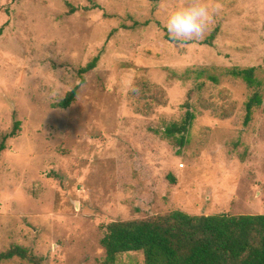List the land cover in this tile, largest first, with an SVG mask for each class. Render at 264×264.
I'll use <instances>...</instances> for the list:
<instances>
[{
  "label": "rangeland",
  "instance_id": "1",
  "mask_svg": "<svg viewBox=\"0 0 264 264\" xmlns=\"http://www.w3.org/2000/svg\"><path fill=\"white\" fill-rule=\"evenodd\" d=\"M186 2L0 0V142L20 123L0 153V253L104 264L112 222L264 215V0H209L220 10L203 37L177 43L163 11ZM234 68L262 83L248 125L254 90ZM187 111L179 147L164 131Z\"/></svg>",
  "mask_w": 264,
  "mask_h": 264
},
{
  "label": "trees",
  "instance_id": "2",
  "mask_svg": "<svg viewBox=\"0 0 264 264\" xmlns=\"http://www.w3.org/2000/svg\"><path fill=\"white\" fill-rule=\"evenodd\" d=\"M97 62L96 57L80 74L93 70ZM229 75L254 90L245 103L243 124L248 125L253 111L262 105V83L255 68H234ZM76 92V88L71 90L56 107H70ZM194 119V114L187 111L180 124L165 129V136L176 138V144L182 147ZM19 131L20 123L15 121L9 135L0 142V153L5 150L6 139ZM100 243L105 251L104 264H117L118 257L129 252H141L144 264H264V215L190 216L173 211L145 220L112 222ZM14 258L39 264L36 257L19 246L0 253V264Z\"/></svg>",
  "mask_w": 264,
  "mask_h": 264
},
{
  "label": "clouds",
  "instance_id": "3",
  "mask_svg": "<svg viewBox=\"0 0 264 264\" xmlns=\"http://www.w3.org/2000/svg\"><path fill=\"white\" fill-rule=\"evenodd\" d=\"M220 5L209 0H187L163 11V23L172 41L185 43L201 39Z\"/></svg>",
  "mask_w": 264,
  "mask_h": 264
}]
</instances>
